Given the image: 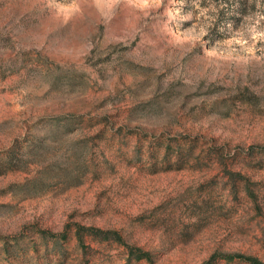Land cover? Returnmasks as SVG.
<instances>
[{
    "label": "rangeland",
    "instance_id": "obj_1",
    "mask_svg": "<svg viewBox=\"0 0 264 264\" xmlns=\"http://www.w3.org/2000/svg\"><path fill=\"white\" fill-rule=\"evenodd\" d=\"M238 254L264 263V0H0V264Z\"/></svg>",
    "mask_w": 264,
    "mask_h": 264
},
{
    "label": "trees",
    "instance_id": "obj_2",
    "mask_svg": "<svg viewBox=\"0 0 264 264\" xmlns=\"http://www.w3.org/2000/svg\"><path fill=\"white\" fill-rule=\"evenodd\" d=\"M86 229H89L90 233H92L94 236H97V235H99L101 233V234L105 235L104 237H108V233L109 232L98 230V229H94V228H86L84 226H80V227L77 228V236H78V239L80 241L82 240V237H81L82 236V232L84 230H86ZM130 251L133 254L132 248H131ZM236 257L239 258V259H242V260H244L246 262H249L250 264H264L258 258L253 257V256H246V255H243V254L225 256V258L228 259V260H233ZM137 258L138 259H141V258H147L148 259L149 256H148V254L146 252L139 251V254L137 255Z\"/></svg>",
    "mask_w": 264,
    "mask_h": 264
}]
</instances>
